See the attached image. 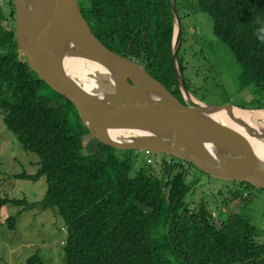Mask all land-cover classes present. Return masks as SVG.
Segmentation results:
<instances>
[{
	"label": "trees",
	"instance_id": "obj_1",
	"mask_svg": "<svg viewBox=\"0 0 264 264\" xmlns=\"http://www.w3.org/2000/svg\"><path fill=\"white\" fill-rule=\"evenodd\" d=\"M78 2L109 49L136 61L183 101L173 69L171 0ZM174 2L179 12L211 17L214 36L239 66L240 89L250 88L255 97L249 108H264V0ZM7 6L14 24V0ZM6 18L0 4V110L23 149L39 158L34 174L23 170L15 177L35 181L43 175L47 191L40 202L0 197V207L55 210L65 224L64 264H264L261 229L248 213L264 189L228 181L238 186L230 188L221 208L190 207L192 187L183 164L199 168L164 153L150 161L140 157L137 165L135 150L94 138L74 104L30 68L15 26L3 27ZM91 139L100 144L98 151L85 154ZM9 221L14 226L13 218ZM26 264L45 262L37 252Z\"/></svg>",
	"mask_w": 264,
	"mask_h": 264
},
{
	"label": "water",
	"instance_id": "obj_2",
	"mask_svg": "<svg viewBox=\"0 0 264 264\" xmlns=\"http://www.w3.org/2000/svg\"><path fill=\"white\" fill-rule=\"evenodd\" d=\"M171 4L173 69L185 101L136 61L109 49L92 32L78 0H14L16 38L30 68L74 104L98 141L117 149L168 154L214 178L264 189V123H248L234 111L254 114L264 108L207 104L187 89L178 62L182 26L174 0ZM75 56L106 69L89 91L63 66L64 59ZM214 113H226L248 139ZM110 130L124 134L110 136Z\"/></svg>",
	"mask_w": 264,
	"mask_h": 264
},
{
	"label": "rangeland",
	"instance_id": "obj_3",
	"mask_svg": "<svg viewBox=\"0 0 264 264\" xmlns=\"http://www.w3.org/2000/svg\"><path fill=\"white\" fill-rule=\"evenodd\" d=\"M7 1L0 0L7 16L3 23L5 29L14 26ZM179 15L183 37L180 50L185 66L183 78L187 89L207 104L229 102L240 107L252 106L255 97L250 88L240 89L239 66L228 47L214 36L211 17L201 11L190 14L182 11ZM182 97L185 101L184 95ZM99 145L91 139L83 152L94 153ZM132 154L137 157V165L142 161L140 157L164 156L148 150H135ZM38 159L36 153L23 149L14 133L6 128L0 110V197L25 198L29 202L43 200L47 191L45 176L35 181L15 177L23 170L34 174ZM183 165L187 171L186 181L192 187L188 196V201L192 202L190 207L206 205L207 210L216 211L223 206V198L229 195L230 188L238 186L209 177L187 163ZM248 213L255 214L252 222L258 220L259 241H264V192L254 199ZM10 218H13L14 226L10 224ZM64 228L61 216L52 209L24 208L14 204L0 207V264H26V259L37 252L45 264H64Z\"/></svg>",
	"mask_w": 264,
	"mask_h": 264
},
{
	"label": "bare ground",
	"instance_id": "obj_4",
	"mask_svg": "<svg viewBox=\"0 0 264 264\" xmlns=\"http://www.w3.org/2000/svg\"><path fill=\"white\" fill-rule=\"evenodd\" d=\"M63 66L68 74L75 78L86 91L91 90V88L99 82V80L96 79L99 75L102 76L101 78H104V74H106V69L101 64L80 56L67 57L63 61ZM234 111L236 112V115H238L242 120H246L248 123L253 120L264 123V109L256 111L254 114L236 109H234ZM213 116L218 121L225 123L228 127L234 128L243 136L245 135L248 139L244 130L238 126V124L234 123L228 115H226V113H214ZM109 134L110 136H118L120 134H124V132L110 130Z\"/></svg>",
	"mask_w": 264,
	"mask_h": 264
},
{
	"label": "clouds",
	"instance_id": "obj_5",
	"mask_svg": "<svg viewBox=\"0 0 264 264\" xmlns=\"http://www.w3.org/2000/svg\"><path fill=\"white\" fill-rule=\"evenodd\" d=\"M15 8V6H14ZM81 9V8H80ZM15 16V15H14ZM181 22V21H180ZM14 26H15V22H14ZM182 26V25H181ZM16 32V31H15ZM181 34H182V31H181ZM139 152L143 151V150H138Z\"/></svg>",
	"mask_w": 264,
	"mask_h": 264
},
{
	"label": "built area",
	"instance_id": "obj_6",
	"mask_svg": "<svg viewBox=\"0 0 264 264\" xmlns=\"http://www.w3.org/2000/svg\"><path fill=\"white\" fill-rule=\"evenodd\" d=\"M145 160H148V161H150V160H151L150 156H149L148 158H145Z\"/></svg>",
	"mask_w": 264,
	"mask_h": 264
},
{
	"label": "flooded vegetation",
	"instance_id": "obj_7",
	"mask_svg": "<svg viewBox=\"0 0 264 264\" xmlns=\"http://www.w3.org/2000/svg\"><path fill=\"white\" fill-rule=\"evenodd\" d=\"M178 97V96H177ZM179 98V97H178ZM180 99V98H179ZM181 100V99H180Z\"/></svg>",
	"mask_w": 264,
	"mask_h": 264
}]
</instances>
